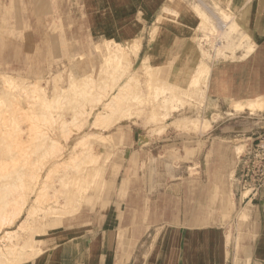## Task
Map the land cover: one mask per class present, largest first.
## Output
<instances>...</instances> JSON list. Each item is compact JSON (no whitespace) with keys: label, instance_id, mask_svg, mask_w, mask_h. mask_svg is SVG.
Segmentation results:
<instances>
[{"label":"rangeland","instance_id":"obj_1","mask_svg":"<svg viewBox=\"0 0 264 264\" xmlns=\"http://www.w3.org/2000/svg\"><path fill=\"white\" fill-rule=\"evenodd\" d=\"M118 3L0 0V264L55 261L113 216L128 183L139 189L123 202L146 205L122 206L116 225L139 212L152 234L217 226L226 264H264V201L242 203L238 187L264 134V0H164L152 20ZM122 109L133 117L114 121Z\"/></svg>","mask_w":264,"mask_h":264},{"label":"crops","instance_id":"obj_2","mask_svg":"<svg viewBox=\"0 0 264 264\" xmlns=\"http://www.w3.org/2000/svg\"><path fill=\"white\" fill-rule=\"evenodd\" d=\"M163 1L118 0L119 11L121 14L144 12L152 20L163 7ZM121 166L122 162L114 165L115 176L119 174ZM138 189L137 186L133 187V183H128L124 188L120 186V202L113 216H108L102 227L86 240L66 244L58 258L50 264H167L170 260L175 264H226L227 247L223 233L217 226L170 224L152 234L156 225L139 212L130 213L116 225L115 217L121 216L122 206L146 205L143 196L123 202V190L137 192ZM222 201H218V204H223ZM128 229L131 230L128 236L130 240H123ZM150 237H153L152 241ZM262 252L263 249L258 247L257 254Z\"/></svg>","mask_w":264,"mask_h":264},{"label":"built area","instance_id":"obj_3","mask_svg":"<svg viewBox=\"0 0 264 264\" xmlns=\"http://www.w3.org/2000/svg\"><path fill=\"white\" fill-rule=\"evenodd\" d=\"M238 187L242 203L264 200V134L240 161Z\"/></svg>","mask_w":264,"mask_h":264},{"label":"bare ground","instance_id":"obj_4","mask_svg":"<svg viewBox=\"0 0 264 264\" xmlns=\"http://www.w3.org/2000/svg\"><path fill=\"white\" fill-rule=\"evenodd\" d=\"M156 31H157V30H156ZM110 43H111V42H110ZM107 44H108V43H107ZM131 44H132V43H131ZM133 45H135V44H133ZM138 45H139V44H138ZM138 45H137V48H136V46L134 47V48H136L137 50H138V48L140 47V46L138 47ZM112 46H113V45H112ZM117 46H118V47H117ZM119 46H120V45L116 44L115 49H116V50H117L118 48H119V49H122V48H120L121 46H120V47H119ZM130 46H131V45H130ZM132 47H133V46H132ZM134 48H133V49H134ZM111 49H112V48H111ZM125 49H126V48H125ZM130 49H131V48H130ZM136 49H135V50H136ZM106 50H109V49H106ZM120 51H121V50H120ZM122 51H123V50H122ZM107 52H108V51H107ZM118 52H119V51H118ZM135 52H136V51H135ZM138 52H139V51H137V53H138ZM109 53H111V51H110ZM113 53H117V52H113ZM123 53L125 54V52H123ZM127 53H128V52H127ZM119 54H120V53H119ZM119 54H118V55H119ZM115 55H116V54H115ZM147 57H148V56H147ZM110 58H111V57H110ZM114 58H115V57H114ZM107 59H108V58H107ZM120 59H121V58H120ZM115 60H116V59H115ZM144 60H145V59H144ZM144 60H143V61H144ZM146 60H148V59H146ZM118 62H119V61H118ZM146 63H148V62H146ZM146 63H145V64H146ZM143 67H144V66H143ZM146 67H147V66H146ZM150 67H151V66H150ZM151 75H152V74H151ZM132 77H133V76H132ZM132 77H130V78H129L130 80L128 79L129 81H126L127 83H125V85L122 86L119 90L117 89L118 92L115 94L116 96L114 97L116 100L119 99L121 96L123 97V96H124V93L127 94L126 88H127V87L129 86V84H130L131 82H133V80L135 79V78H132ZM134 77H135V76H134ZM88 78H89V77H88ZM131 78H132V79H131ZM10 80H11V79H10ZM20 80H21V79H20ZM20 80H19V81H20ZM89 80H90V79H89ZM87 81H88V80H87ZM90 81H91V80H90ZM88 82H89V81H88ZM92 82H93V81H92ZM92 82H91V83H92ZM2 83H3V82H2ZM76 84H77V83H76ZM76 84H75V85H76ZM78 84H79V83H78ZM81 84H82V83H81ZM102 84H103V83H102ZM82 85H83V84H82ZM90 85H91V84H90ZM85 86H86V85H85ZM97 86H98V85H97ZM76 87H77V86H76ZM78 87H79V86H78ZM87 87H88V86H87ZM85 88H86V87H85ZM75 89H76V88H75ZM79 89H80V88H79ZM82 89H83V88H82ZM122 89H125V92H123ZM56 90H57V89H56ZM66 90H67V89H66ZM127 90H128V88H127ZM34 91H35V90H34ZM61 91H62V90H61ZM90 91H91V90H90ZM92 91H93V90H92ZM30 92H31V91H30ZM133 92H134V90H133ZM93 93H95V92H93ZM9 94H10V93H9ZM32 94H33V93H32ZM34 94H35V93H34ZM58 94H59V93H58ZM10 95H11V94H10ZM54 95H55V94H54ZM120 95H121V96H120ZM93 96H94V95H93ZM28 97H29V95H28ZM28 97H27V98H28ZM44 97H45V96H44ZM125 97H126V96H125ZM111 98H112V97H111ZM114 98H112V100H113ZM133 98H134V97H133ZM256 98H257L259 101H260V99H261L260 96H259V97H256ZM263 98H264V97H263ZM29 99H31V98H29ZM242 99H243V98H242ZM242 99H239V101L242 100ZM254 99H255V98H254ZM254 99H250V100H249V98H248V100H249L250 102H251V101L253 102ZM116 100H115V101H114V100H113V101L110 100V102H112V103L108 106L109 109H108L107 107H106L105 109H108V110H110V111L116 112V111L113 110V107H114V109L117 108V107H115V102H117ZM122 100H123V99H122ZM125 100H126V99H125ZM132 100H133V99H132ZM243 100H244V99H243ZM243 100H242V102L244 103L245 100H244V101H243ZM248 100L246 99L247 102H249ZM263 100H264V99H263ZM80 101H81V100H80ZM123 101H124V100H123ZM236 101H237V103L239 102L238 100H236ZM246 101H245V102H246ZM256 101H257V100L255 99V100H254V103H252V104L255 105V104H256V103H255ZM29 102H31V101H29ZM110 102H109V103H110ZM119 102H120V101H119ZM247 102H246V104H248ZM250 102H249V103H250ZM11 103H12V105H13V102H11ZM31 103H32V102H31ZM109 103H108V104H109ZM239 103H241V101H240ZM257 103H259V102L257 101ZM261 103H262V102H261ZM108 104H106V105H108ZM250 104H251V103H250ZM252 104H251V105H247V106H252ZM259 104H260V103H259ZM116 105H117V103H116ZM121 105H122V104H121ZM133 105H134V104H133ZM262 105H263V104H262ZM15 106H16V105H15ZM110 106H112V108H111ZM117 106H119V105H117ZM239 106H241V105H239ZM239 106H238V107H239ZM257 106H258V105H257ZM131 107H132V106H131ZM253 107H254V106H252L251 108L254 109ZM15 108H16V107H15ZM91 108H92V107H91ZM110 108H111V109H110ZM248 108H250V107H248ZM72 109H73V108H72ZM76 109H77V108H76ZM105 109L103 108V110H105ZM117 109H118V108H117ZM238 109L241 110V108H238ZM18 110H19V109H18ZM79 110H80V109H79ZM108 110H107V111H108ZM122 110H124V111H122ZM122 110H120V111L117 110L119 114H117V118H115V120H114L113 118L116 117V115H115L116 113L110 114V115H113V116H114V117H113V116L110 117L109 114H108V113H110V112H107V115L109 116V117H108V116H107V117L113 119L114 121H116V119H119V120H120V119H121V120H122V119H131V118L133 117V114H132V113H129V110H128V111L125 110V109H122ZM240 110H238V111H240ZM15 111H17V110H15ZM74 111H75V110H74ZM101 111H102V110H101ZM241 111H242V110H241ZM20 112H21V111H20ZM130 112H131V110H130ZM78 113H79V112H78ZM99 113H100V112H99ZM111 113H112V112H111ZM62 114H63V113H62ZM72 114H73V113H72ZM104 114H106V112H105ZM59 115H60V114H59ZM78 115H79V114H78ZM86 115H87V114H86ZM88 115H89V114H88ZM98 115H99V114H98ZM98 115L96 114V116H98ZM15 116H16V115H15ZM99 116H100V115H99ZM12 117H13V116H12ZM59 117H60V116H59ZM76 117H77V116H76ZM80 117H83V115L80 116ZM80 117H79V118H80ZM102 117H103V118H104V117L106 118V115H104V116L102 115ZM102 117H101V118H102ZM70 118H71V117H70ZM77 118H78V117H77ZM99 118H100V117H99ZM8 119H9V118H8ZM83 119H84V118H83ZM86 119H87V118H86ZM6 120H7V119H6ZM95 120H96V119H95ZM107 120H108V119H107ZM113 120H112V121H113ZM4 121H5V120H4ZM9 121H10V120H9ZM73 121H74V120H73ZM75 121H77V119H76ZM101 121H102V120H101ZM13 122H14V121H13ZM71 122H72V121H71ZM213 122H215V121H213ZM213 122H211V121L209 122V127H210V125H211ZM69 123H70V121H69ZM73 123H74V122H73ZM73 123H72V124H73ZM99 123H101V122H99ZM113 123H114V122H113ZM13 124H14V123H13ZM15 124L18 125L17 123H15ZM70 124H71V123H70ZM75 124H76V123H75ZM8 125H10V124H8ZM77 125H78V123H77ZM79 125H80V124H79ZM4 126H5V125H4ZM6 126H7V124H6ZM12 126H13V125H12ZM18 126H19V125H18ZM180 126H181V125H180ZM202 126H203V124H202ZM211 126H212V125H211ZM7 127H8V126H7ZM7 127H5V129H6ZM13 127L15 128L16 126H13ZM73 127H74V126H73ZM200 127H201V126H200ZM11 128H12V127H11ZM187 128H188V127H187ZM5 129H4V130H5ZM17 129H18V128H17ZM6 130H7V129H6ZM64 130L66 131V129H64ZM12 131H13V130H12ZM67 131H68V130H67ZM67 131H66L65 134H67ZM6 132H7V131H6ZM200 132H201V131H200ZM10 133H11V132H10ZM12 133H13V132H12ZM14 133H16L15 136H14V139H15V141H16V140H17L16 138H18V137H17L18 135H17V132H15V129H14ZM6 134H7V133H6ZM68 134H69V133H68ZM70 135H71V133H70ZM9 136H10V135H9ZM12 136H13V134L11 135V137H12ZM22 136H23V135H22ZM46 136H47V135H45V138H46ZM63 136H64V135H63ZM92 136H93V135H92ZM119 136H120V135H118V137H119ZM89 137H90V135H88V136H82V138L80 139V140L82 141L81 144L84 145V147H86L85 145L88 144V143H87V139L89 140ZM120 137H121V136H120ZM8 138L10 139V137H8ZM42 138H44V136H43ZM48 138H51V137L48 136ZM48 138H47V139H48ZM98 138H99V137H98ZM1 139H2V138H1ZM14 139H13V140H14ZM2 140H4V139H2ZM10 140H11V139H10ZM18 140H19V139H18ZM42 140H43V139H42ZM42 140H41V144L43 145V142L46 141V142L44 143V145H46V143H47V144L50 143V140H51V139H50L48 142H47V140H45V139H44L43 142H42ZM85 140H86V141H85ZM5 141H6V140H5ZM5 141H4V142H5ZM19 141H20V140H19ZM51 141H52V145H53V143L56 144V142H57V141H55V140H53V139H52ZM66 141H67V140H66ZM81 141H80V142H81ZM138 141H139L140 143H142V142L144 141V137H143V136H142V137H141V136L138 137ZM80 142H79V143H80ZM83 143H84V144H83ZM4 144H6V143H4ZM10 144H11V143L9 142V145H10ZM13 144H14V143H13ZM76 144H78V143H76ZM81 144H79V145H81ZM6 145H8V144H6ZM17 145H18V144H17ZM49 145H51V144H48V145H46V146L49 148ZM52 145H51L50 147H51V149H52V151H53V148H52L53 146H52ZM57 145H58V144H57ZM82 145H81V146H82ZM89 145H90V144H89ZM2 146H3V145H2ZM11 146H12V144H11ZM58 146H59V145H58ZM58 146H57V147H58ZM81 146H77V148H80ZM87 146H88V145H87ZM14 147H15V146H14ZM14 147H13L12 149H15V148H16V147H15V148H14ZM47 147L43 146V148H40V147H38V148L44 150L45 148L47 149ZM74 147H75V146H74ZM84 147H82V148L84 149ZM88 147H89V146H88ZM3 148H5V147H3ZM29 149H30V148H29ZM39 149H38V150H39ZM72 149L74 150L75 148H72ZM80 149H81V148H80ZM80 149H79V150H80ZM27 150H28V149H27ZM33 150H34V149H33ZM33 150H32V151H33ZM36 150H37V149H36ZM47 150H49V149H47ZM76 150H77V149H76ZM40 151H41V150H40ZM40 151H38V152H40ZM45 151H46V150H45ZM77 151H78V150H77ZM81 151H82V150H81ZM13 152H14V151H13ZM27 152H28V151H27ZM27 152H26V153H27ZM33 152H34V151H33ZM29 153H30V152H29ZM31 153H32V152H31ZM35 153H37V152H34V154H33L34 156H35ZM41 153H43V152H41ZM74 153H75V152H74ZM27 154H28V153H27ZM39 154H40V153H39ZM45 154H46V153H45ZM47 154H48V153H47ZM28 155H29V154H28ZM26 156H27V155H26ZM29 157H30V156H29ZM32 157H33V156H32ZM32 157H31V158H32ZM21 158H22V156H21ZM24 158H25V157H24ZM26 159H27V158H26ZM29 159H30V158H29ZM29 159H28V160H29ZM9 160H10V159H9ZM20 160H21V159H20ZM24 160H25V159H24ZM33 160H34V159H33ZM22 161H23V160H22ZM16 162H17V160H16ZM23 162H24V161H23ZM32 162H33V161H32ZM6 163H7V162H6ZM17 163H18V162H17ZM20 163H21V162H20ZM28 163H29V161H28ZM37 163H38V162H37ZM9 164H10V163H9ZM18 164H19V163H18ZM42 164H43V163H42ZM15 165H16V164H15ZM21 165H22V164H21ZM27 165H28V164H27ZM35 165H36V163H35ZM12 166H13V165H12ZM19 166H20V164H19ZM31 166H33V165H31ZM36 166H37V165H36ZM4 167H6V166L4 165ZM26 167H27V166H26ZM17 168H18V166H17ZM22 168H23V167H22ZM29 168H30V167H29ZM0 169H2V168H0ZM5 169H7V167H6ZM19 169H20V168H19ZM16 170H17V169H16ZM53 170H54V169H53ZM53 170H52V172H53ZM2 171H3V170H2ZM6 171H7V170H6ZM12 171H13V170H12ZM25 171H26V170H25ZM22 172H23V171H22ZM27 172H28V171H27ZM52 172L49 173V174H52ZM56 172H57V171H56ZM30 173H31V172H30ZM17 174H19V171H18ZM2 175H3V174H2ZM28 175L30 176V174H28ZM29 176H27V177H29ZM4 177H5V176H4ZM17 177H18V176H17ZM25 177H26V175H25ZM34 177H35V176H34ZM48 177H50V176L48 175L46 178H48ZM11 178H12V177H11ZM14 178H15V177H14ZM50 178H51V177H50ZM5 179H6V178H5ZM29 179H30V178H29ZM31 179H32V177H31ZM15 180H16V179H15ZM20 180H21V179H20ZM22 180H23V179H22ZM4 181H6V180H4ZM49 181H50V180H49ZM11 182H12V181H11ZM13 182H14V181H13ZM15 182H16V181H15ZM21 182L23 183V181H21ZM44 182H45V181H44ZM6 183H7V181H6ZM10 184H11V183H9V186H10ZM5 185H6V187H7V184H5ZM11 185H12V184H11ZM14 185H15V184H14ZM19 185H20V184H19ZM19 185H17V186H19ZM21 185H22V184H21ZM27 186H28V185H27ZM11 187H12V190H13L14 187H13V186H11ZM9 188H10V187H9ZM15 188H16V186H15ZM43 188H44V186H42L40 190L42 191ZM2 189H3V188H2ZM2 189H1V190H2ZM41 191H39V193H41ZM10 193H11V192H10ZM5 194H6V193H5ZM8 195H9V194H8ZM8 195H7V196H8ZM26 195H27V194H26ZM26 195H25V196H26ZM4 196H5V195H4ZM40 197H41V196H40ZM9 198H10V195H9ZM0 199L4 200L3 198H0ZM7 199H8V198H7ZM2 200H1V201H2ZM25 200H26V199H25ZM36 200H37V199H36ZM3 202H4V201H2V203H1V202H0V203L3 204ZM4 204H6V203L4 202ZM4 204H3V205H4ZM72 212H74V211H72ZM72 212H71V213H72ZM0 227H2V225H1ZM11 264H12V263H11Z\"/></svg>","mask_w":264,"mask_h":264}]
</instances>
